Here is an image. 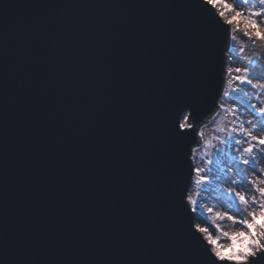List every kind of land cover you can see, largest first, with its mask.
Wrapping results in <instances>:
<instances>
[{"label": "water", "instance_id": "water-1", "mask_svg": "<svg viewBox=\"0 0 264 264\" xmlns=\"http://www.w3.org/2000/svg\"><path fill=\"white\" fill-rule=\"evenodd\" d=\"M199 0H0V264H198L164 239L165 111ZM47 233V240L42 233Z\"/></svg>", "mask_w": 264, "mask_h": 264}, {"label": "snow or ice", "instance_id": "snow-or-ice-1", "mask_svg": "<svg viewBox=\"0 0 264 264\" xmlns=\"http://www.w3.org/2000/svg\"><path fill=\"white\" fill-rule=\"evenodd\" d=\"M194 7L201 35L195 78L165 111L164 239L187 246L198 264H264V47L256 48L264 45V0H199ZM247 44L252 56L244 55ZM221 114L230 119L215 126ZM213 212L234 230L208 224ZM32 239L22 231L27 258L20 264H40Z\"/></svg>", "mask_w": 264, "mask_h": 264}, {"label": "rangeland", "instance_id": "rangeland-1", "mask_svg": "<svg viewBox=\"0 0 264 264\" xmlns=\"http://www.w3.org/2000/svg\"><path fill=\"white\" fill-rule=\"evenodd\" d=\"M239 46H240V42L238 41L237 47H239ZM245 47H246V51H245L244 55L245 56H252L253 55V46L251 44H247V45H245ZM260 47H264V45L257 43L256 48L259 49ZM262 64H264V61H262ZM228 119H230V117H228L226 114H221L220 117L217 119L215 126L224 125ZM205 132H206V135L210 138L212 135V128L210 127V128L205 129ZM202 195H204V194H202ZM215 195L216 194L213 193L212 196L207 197L209 200V205H206V207L215 203V200L212 198ZM217 210H221V209L218 208ZM206 219H207V223L212 225L213 227L219 225V227L221 228L222 231H233L234 230L231 222L227 221L226 219L223 221L216 220L215 219V212L207 214ZM216 235H219V233H216ZM222 242L226 243V241H224V240H222Z\"/></svg>", "mask_w": 264, "mask_h": 264}]
</instances>
